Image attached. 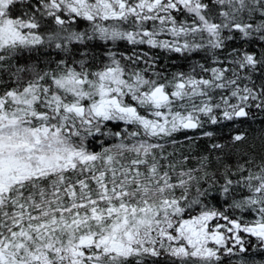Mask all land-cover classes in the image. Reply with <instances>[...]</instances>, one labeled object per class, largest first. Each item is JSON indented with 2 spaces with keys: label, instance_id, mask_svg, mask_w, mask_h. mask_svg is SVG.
<instances>
[{
  "label": "snow or ice",
  "instance_id": "snow-or-ice-1",
  "mask_svg": "<svg viewBox=\"0 0 264 264\" xmlns=\"http://www.w3.org/2000/svg\"><path fill=\"white\" fill-rule=\"evenodd\" d=\"M0 264H264V0H0Z\"/></svg>",
  "mask_w": 264,
  "mask_h": 264
},
{
  "label": "trees",
  "instance_id": "trees-1",
  "mask_svg": "<svg viewBox=\"0 0 264 264\" xmlns=\"http://www.w3.org/2000/svg\"><path fill=\"white\" fill-rule=\"evenodd\" d=\"M260 124H254V125H252L251 126V128H250V132H252V131H255V133L257 134V135H259V129H260ZM182 139H183V137H181ZM201 143H203V141H201Z\"/></svg>",
  "mask_w": 264,
  "mask_h": 264
}]
</instances>
